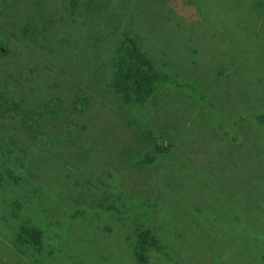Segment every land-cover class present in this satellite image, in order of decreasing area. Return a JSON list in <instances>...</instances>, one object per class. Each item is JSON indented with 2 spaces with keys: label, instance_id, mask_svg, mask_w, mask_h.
Returning <instances> with one entry per match:
<instances>
[{
  "label": "rangeland",
  "instance_id": "374dc122",
  "mask_svg": "<svg viewBox=\"0 0 264 264\" xmlns=\"http://www.w3.org/2000/svg\"><path fill=\"white\" fill-rule=\"evenodd\" d=\"M9 4L0 84L36 113L0 124V264H140V234L144 264H264V0ZM125 35L144 104L110 86Z\"/></svg>",
  "mask_w": 264,
  "mask_h": 264
},
{
  "label": "trees",
  "instance_id": "16d2710c",
  "mask_svg": "<svg viewBox=\"0 0 264 264\" xmlns=\"http://www.w3.org/2000/svg\"><path fill=\"white\" fill-rule=\"evenodd\" d=\"M12 0H3L0 2V56L7 55L10 47L7 45L10 38L7 36V29L5 25V12L10 8ZM162 1V0H160ZM109 4V3H108ZM34 16L29 18L30 22ZM21 30H16L11 37H18ZM130 36L125 35L122 43L116 49L114 65H112V81L110 86L119 94L121 99L127 104H144L157 91V84L161 79L160 73L156 70L151 58L141 49L136 41L127 39ZM4 47V48H2ZM22 92L20 89L8 91L7 86L0 84V124L1 122H9L8 120L17 119V114L23 122H26L27 128L32 126L30 121L33 119L36 111L30 106H26L25 99H22ZM29 121V122H28ZM11 123V122H9ZM3 127V125L1 126ZM1 135V134H0ZM2 136V135H1ZM0 142H9L16 144L15 140H6L3 136ZM0 152H2L0 150ZM144 158L138 159V163H142ZM2 171V170H1ZM4 171H2V174ZM2 175L0 172V185ZM156 227L152 230L155 231ZM34 239H38L41 235L39 229L31 232ZM154 238L152 239V242ZM139 246L145 250V255L137 251V258L140 264H144V259L148 260L156 253L153 247L149 244L147 235H139ZM32 246L35 249L40 247L38 241H34Z\"/></svg>",
  "mask_w": 264,
  "mask_h": 264
}]
</instances>
